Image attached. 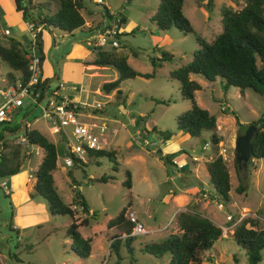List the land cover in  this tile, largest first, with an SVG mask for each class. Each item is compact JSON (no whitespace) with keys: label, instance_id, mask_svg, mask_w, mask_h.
Masks as SVG:
<instances>
[{"label":"rangeland","instance_id":"obj_1","mask_svg":"<svg viewBox=\"0 0 264 264\" xmlns=\"http://www.w3.org/2000/svg\"><path fill=\"white\" fill-rule=\"evenodd\" d=\"M197 1L201 6L196 5ZM31 2L42 4L43 9L47 8L50 13L56 9L54 0ZM244 2L245 0H213L212 7L207 10L204 8L205 0H183L181 11L191 24L193 32L182 34L175 29L158 32L148 20L158 0H82L81 12L85 20L82 33L75 31L72 36H68L56 29L45 33L41 77L47 79L49 91L60 84L58 93L70 100L99 101L104 104L100 111L93 112L89 114V118L82 120L103 123L109 129H115L114 134L106 131L101 140L103 150L114 154L116 171H111V163L105 156L92 158L89 154L84 157L83 164L77 162L71 167L63 166L62 158L66 142L69 141L51 134L48 123L39 117V109L34 110L36 120L32 122V128L52 142L56 149V167L52 173L58 195L63 203L69 204L74 187L84 199L89 213L93 212L96 218L92 220L88 217V225L77 228L82 238L90 239V255L77 260L63 253L62 243L67 248L70 245V240L65 236L70 219L67 216H51L40 198L37 199L45 206V213L38 215L39 221L36 224L27 227V234L22 233L23 238L18 243L15 234L2 226L10 209L0 188L2 264H165L168 254L154 258L144 252L143 247L151 242H159L165 235L178 233L174 216L192 206L205 213L218 227L231 222L225 223V215H233L235 218L241 213L242 220L248 218L254 222L253 228L264 229V159H251L244 165L233 162V140L244 133L248 124L264 113V96L249 89L240 92L232 86L224 89L219 78L209 83L198 75L190 76L200 86L194 92L195 103L215 119L214 134L221 141L218 147L210 144L209 131L201 132L199 138H190L175 129L176 117L189 109L190 102L181 97L177 82L167 76L169 70L190 60L191 52L197 48L196 37L208 42L220 31V7L227 6L238 10ZM103 8L124 18L120 46L112 50L125 56L126 63L133 70L141 74L153 71V77L149 79L133 77L120 81V93L115 90L108 94L99 91L102 83L116 78V73L109 67L90 65L95 53L85 45L84 37L101 20ZM0 16V40L3 38L1 30L7 28L9 37L26 46L31 40L30 34L26 24H23L19 14L14 11L12 0H0ZM157 49L170 53L172 58L152 69L150 59L159 56ZM8 71L6 65L0 61V86L7 84ZM167 100L169 103L166 105L156 103ZM223 107L225 112L222 111ZM235 118L239 124L247 127H237L234 124ZM131 119L134 124L130 123ZM137 119L140 120L138 123ZM152 128L154 131H151ZM136 131L139 133L135 134ZM163 131L172 132L170 138L173 137V141L166 142L169 138L164 140ZM254 131L255 129L252 135ZM7 137L9 139V135ZM136 137L139 138V144L135 143ZM203 146L206 150L204 152L212 154V157L219 155L221 148L225 149L221 157L229 176L230 202L222 209H217V201L210 200L208 195L205 198L202 196L207 185L201 186L206 189L196 194L184 192L186 186L194 185V182H183L187 177L192 181L191 176L183 172L180 177L183 179L180 180L176 177L174 167L164 164L155 153L158 149L162 154L173 151L175 156L185 155V166L181 170H186L191 168L192 157L201 156ZM30 151V158L21 164L16 173L18 178L29 175V169L35 170L40 162L41 150L32 147ZM204 169L199 164V171L203 175ZM125 171L130 175L129 189L123 184ZM102 175H112L113 179L105 183L96 181ZM7 178L9 176L3 177V180ZM3 180L0 179V182ZM71 181L76 182L74 186H71ZM240 181L245 188L243 192L237 193L235 188ZM128 201L130 205L126 206ZM125 206V215L133 212L135 220L143 228V233L128 235L133 236L129 241L130 251L125 247V235L120 236L117 249L111 251L108 247L109 239L116 230L107 228V223L114 220ZM77 217L80 219L83 215L78 213ZM231 235L229 233L225 238L216 240L202 254L200 264H247L243 251L235 245ZM260 255L263 261L264 249L260 251Z\"/></svg>","mask_w":264,"mask_h":264},{"label":"trees","instance_id":"obj_2","mask_svg":"<svg viewBox=\"0 0 264 264\" xmlns=\"http://www.w3.org/2000/svg\"><path fill=\"white\" fill-rule=\"evenodd\" d=\"M213 0H205L204 8L210 10ZM56 9L49 12L43 9L42 4H32L31 0H12L14 11L19 14L20 19L25 24L32 25L34 32L35 53L39 57L40 66L43 60L42 48L44 46V35L56 29L68 36L76 30H82L84 25L83 17L80 13L83 4L82 0H54ZM183 0H158L157 6L148 18L154 25L156 31L166 32L175 29L182 34L192 33L189 21L183 16L181 7ZM201 6L200 2H196ZM264 0H245L244 5L238 10L222 6L219 12V22L221 29L210 41L195 38L197 48L191 52L190 60L183 65L168 71V78L175 80L178 91L182 98L190 102L188 110L178 115L175 119V129L182 135L190 138H199L201 132H211L210 144L216 146L219 142L214 134L215 119L205 109L200 108L194 101V92L200 89L195 80L190 79V75H198L206 82H213L219 78L224 89L232 86L240 92L245 89L264 96ZM105 10V8H103ZM1 22V16H0ZM124 23V18L121 20ZM39 28L37 31L36 29ZM7 29V28H5ZM2 35L0 40V61L6 65L7 84L14 85L18 79L24 85L28 79L26 68V58L28 46L22 45L9 35ZM158 57L151 58L152 69L161 66L164 61H169L172 55L166 51L157 49ZM90 65L95 67L112 68L117 76L113 81L102 83L99 91L108 94L110 91L118 90L120 81L142 77L149 79L153 77V71L149 74H141L133 70L127 63L126 57L119 55L112 49L98 50ZM47 79L40 80L34 88H40L43 92ZM42 93L39 94V98ZM156 103L167 104V101H156ZM21 111V110H19ZM225 112V108L222 110ZM98 112V111H93ZM137 123L140 120H136ZM235 124L239 128H246L247 125L239 124L235 118ZM248 125L255 128L250 142L251 159H264V113L255 121ZM2 131L13 133L18 127L14 121L11 125L6 122L1 125ZM151 131H154L152 128ZM164 140H167L172 132L163 131ZM28 147L35 146L42 152V157L38 167L33 173L34 184L31 197L40 198L46 205L51 216H67L70 223L66 226L65 236L70 240L68 252L76 259H85L90 253V239L82 238L77 231L79 226H87L89 219L96 220L94 213H89L88 207L81 194L72 188V200L69 204L63 203L61 197L53 183L52 171L56 167V149L52 142L37 132L35 129L26 133ZM1 138V136H0ZM6 146V145H4ZM157 157L167 165L174 166L172 157L174 154H162L155 150ZM89 157L97 158L105 156L111 163V171H116V161L114 154L108 150H97L88 153ZM26 160V156H20L17 148L11 147L7 155L0 154V178L15 174L21 163ZM81 163L74 160V163ZM233 162L236 164L235 160ZM83 164V163H81ZM182 166H180V169ZM207 173V190L204 192L212 201H217L223 206L230 202L229 176L224 160L220 155H215L205 162ZM125 180L123 184L130 188V175L124 172ZM113 179L112 175H102L96 181L105 183ZM76 182L71 181V186ZM245 185L240 181L235 191L241 193ZM129 201L126 206H129ZM123 207L114 220L107 223V228H113L116 232L109 239V249H117L119 238L125 235L126 250L130 251L129 241L133 236H128L133 227L125 215ZM83 215L80 219L77 214ZM89 217V219H88ZM236 218V217H235ZM232 215L231 222L235 219ZM178 233L165 235L159 242L144 245L143 251L154 258H160L163 254H168L165 264H200L201 256L221 238V229L216 226L205 213L199 211L194 206L178 212L174 216ZM228 224V225H229ZM254 222L248 218L236 224L233 228L231 238L235 245L241 249L246 257L247 264H259L262 261L260 251L264 249V229L253 228ZM235 260V258H234ZM264 264V260L262 261Z\"/></svg>","mask_w":264,"mask_h":264},{"label":"built area","instance_id":"obj_3","mask_svg":"<svg viewBox=\"0 0 264 264\" xmlns=\"http://www.w3.org/2000/svg\"><path fill=\"white\" fill-rule=\"evenodd\" d=\"M122 16L118 13H112L103 10L101 20L93 25L92 30L87 31L85 35V45L94 53L98 50L112 49L119 47V38L122 34ZM26 29L30 34V45L28 46L26 58V68L28 79L22 85L16 77L14 85L0 86V125L14 121L18 127L13 133H9L14 138V144L28 146L26 133L32 130V122L36 120L33 111L39 109L40 118L48 123V129L51 134L57 135L59 139H66L65 153L62 158V165L71 167L74 160L84 162V157L91 151L103 150L101 138L106 131L114 134L115 129H109L103 123H95L82 120L89 118L93 111H100L104 104L99 101L87 102L78 99H68L66 96L58 94L59 86L53 87L49 91V84L45 85L43 92L40 88L34 86L43 78L41 77V66L39 57L35 53L34 32L32 25L26 24ZM39 28L36 29V31ZM3 35H9L8 29H2ZM42 97L39 98V94ZM45 102V103H43ZM21 110V111H19ZM134 124V120H130ZM3 133V131H1ZM139 133L138 131L135 134ZM135 143L139 144V138L136 137ZM220 153H222L220 155ZM225 149L221 148L219 155L223 157ZM180 167V166H179ZM0 188L7 194V187L4 182L0 183ZM206 197V193L202 195ZM217 209H222L223 205L215 203ZM127 218L133 222L131 235L143 233L142 226L135 220L133 212L127 214ZM243 214H238L229 225H223L221 229V238L231 234L233 227L241 222ZM232 220V215H225L224 221L227 223Z\"/></svg>","mask_w":264,"mask_h":264},{"label":"crops","instance_id":"obj_4","mask_svg":"<svg viewBox=\"0 0 264 264\" xmlns=\"http://www.w3.org/2000/svg\"><path fill=\"white\" fill-rule=\"evenodd\" d=\"M80 13L83 17V14L81 11H80ZM88 14H89V12H88ZM83 20H84V18H83ZM23 24H25V23H23ZM84 25H85V20H84ZM84 25L81 28L82 30L85 29ZM82 30H76V31H79L82 33L83 32ZM84 35H85V33H84ZM101 68H107V67H101ZM116 76H117V74H116ZM190 76H193V75H190ZM190 79L195 80L193 78H190ZM6 85H8V84H6ZM6 85H4V86H6ZM193 99H194V96H193ZM121 111L123 112V110H121ZM234 124H235V122H234ZM2 128L3 127L0 125V136H1V138H0V154L1 155H7L10 152L11 147H15L18 149L20 156L24 155V156H26V160H28L31 156L30 148L35 147V146H29L28 147V146H20V145L14 144V139H13L14 137L13 136H15V135H11L8 132H6L5 130H3V133H2L1 132ZM8 135H9V139L7 137ZM183 136H185V135H183ZM185 137H187V136H185ZM172 138L173 137H171V138L169 137L170 140L168 139L166 142L169 143V142L173 141ZM7 141H10V142H7ZM220 143H221V141H219L216 146L219 147ZM4 145H6V146H4ZM204 146L206 147V144H204ZM204 146L202 147L203 152H201V156L200 157H192L190 159L191 168H188L186 170H181L185 166L184 165L185 155L179 154L178 156L173 155V157H172V162L174 163L173 167H174L175 172H176V177H178L181 180V179H183V178H180L181 173L187 172V174H189L191 176L192 181L187 179L188 178L187 177L186 180H184L183 182L185 184H191V182H194V185H188L184 188V192H186L187 194H196L199 191H201L202 189L203 190L206 189V188H203L201 186L207 185L208 176H207L205 169H204V171H205L204 175L202 174V172L199 171V164H202V166L205 167V163H202V161H205V162L209 161L212 158V154L204 152V151H206ZM168 154H174V153H173V151H169ZM41 157H42V154H41ZM41 157H40V160H41ZM194 161H196V162H194ZM180 165H183L181 169L179 167ZM37 167H38V165H37ZM35 170L29 169L30 174L24 175L23 178H18V174H16L18 171L15 174L10 175L9 178H7L5 181L3 180V177L0 178L1 180H3L1 182H4L6 187H7L8 193L5 194L3 192V194L7 198V203L9 205V209H10L8 212V217H4L2 226H6L9 231H12L15 234L18 243L23 238L22 233L27 234V231H26L27 227H29L32 224H36L39 221L38 215L42 216L45 213V208H44L45 206H43L42 202L37 199L38 197H31L32 187L34 184L33 173ZM198 172H199V174H198ZM31 175H32V179H30ZM51 175H52L53 183H54L53 173H51ZM203 176L205 177V179H203ZM54 186H55V184H54ZM172 193L176 194V192H172ZM172 193H170L169 195L172 196ZM62 245H63V247H62L63 253L65 255L72 256L71 254H69L68 248L65 246V243H62ZM90 249H91V247H90ZM89 255H90V253H89ZM74 259H76V258H74ZM0 264H2L1 258H0Z\"/></svg>","mask_w":264,"mask_h":264},{"label":"water","instance_id":"obj_5","mask_svg":"<svg viewBox=\"0 0 264 264\" xmlns=\"http://www.w3.org/2000/svg\"><path fill=\"white\" fill-rule=\"evenodd\" d=\"M254 126L248 125L247 129L240 136H237L234 140V160L236 163H242L243 165L248 161L251 155L250 142L252 139V131Z\"/></svg>","mask_w":264,"mask_h":264},{"label":"clouds","instance_id":"obj_6","mask_svg":"<svg viewBox=\"0 0 264 264\" xmlns=\"http://www.w3.org/2000/svg\"><path fill=\"white\" fill-rule=\"evenodd\" d=\"M223 109H224V107H223Z\"/></svg>","mask_w":264,"mask_h":264}]
</instances>
